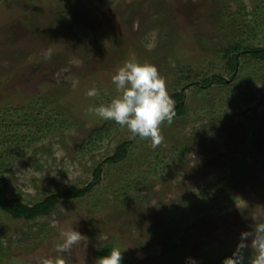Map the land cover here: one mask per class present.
Listing matches in <instances>:
<instances>
[{
    "label": "rangeland",
    "instance_id": "obj_1",
    "mask_svg": "<svg viewBox=\"0 0 264 264\" xmlns=\"http://www.w3.org/2000/svg\"><path fill=\"white\" fill-rule=\"evenodd\" d=\"M150 3L0 0V119L20 121L15 112H24L31 121L9 135L16 142L35 132V116L69 121L60 129L57 120L60 130L34 145L26 138L28 148L6 162L0 175L9 181L8 196L34 205L52 192L87 186L101 168L89 194L61 198L49 217L13 220L0 210L1 264H98L108 246L136 264L213 261L264 222V161L249 149L264 135V62L240 58L230 72L223 59L227 45L249 38L235 19L240 3L161 0L157 10ZM52 27L60 29L46 31ZM100 30L101 42L94 39ZM250 40L246 46L264 47V28ZM131 59L156 66L174 108V93H184L186 113L161 124L156 147L93 111L122 95L112 76ZM214 75L226 83L202 84ZM92 88L98 95L89 97ZM103 124L108 136L94 143L89 133ZM126 141L124 160L107 163ZM207 199L220 209L203 210ZM73 230L82 238L58 251Z\"/></svg>",
    "mask_w": 264,
    "mask_h": 264
},
{
    "label": "trees",
    "instance_id": "obj_2",
    "mask_svg": "<svg viewBox=\"0 0 264 264\" xmlns=\"http://www.w3.org/2000/svg\"><path fill=\"white\" fill-rule=\"evenodd\" d=\"M232 3H240V8L237 11V15L235 13V16H237L238 21L244 22V26L246 29V36L248 39L243 38L242 40L237 39L233 43L227 45L223 49V59L226 60L227 68L230 72H235L238 69V61L240 58L247 59L248 57L253 58L256 62V65H259L260 63L264 62V47H249L246 46L248 44V40H250L252 37L258 36V32L260 31V27L264 28V0H229ZM148 3H150V6L154 10L161 9L162 3L161 0H147ZM156 2V3H155ZM250 2V4H249ZM138 5V4H137ZM242 5V6H241ZM134 11L137 8L136 2L134 3ZM250 6V9H249ZM231 8V7H230ZM133 12V9H130L128 11V15H130ZM231 11L229 13V16L231 17L234 15V13ZM68 15V14H66ZM251 18V21H249ZM248 23V25H247ZM60 29V28H57ZM55 27L47 28L46 31H49L51 33L58 32ZM45 30V29H44ZM44 34V32H42ZM86 33L84 37H86ZM105 37V33L103 31H94V39L101 40ZM251 41V40H250ZM245 64L244 67L241 69L242 71L245 70ZM259 67V66H258ZM184 71H182V77H185ZM211 81H214L215 83L221 85L225 84L226 81L220 76V75H214L212 77H205L202 81V84L208 85ZM194 85H197L195 83ZM198 86V85H197ZM173 98L177 102L176 107L174 108L175 115L174 116H182L186 113V107L182 103L184 99V93L183 92H175L173 95ZM44 100V99H42ZM46 100V99H45ZM60 100V97L54 98L52 101V104H56L57 101ZM21 111H24V109H20ZM16 116H19L20 121L15 119L16 121L10 120V117L7 119V116L2 117L0 119V171L3 170L6 166L7 161H12L13 158H17L19 155H21L28 146L25 145V139L27 138L31 145H34L38 141H41L43 139L42 136H49L52 134L57 133L60 129L65 127L69 121H66L63 119L60 121V119L56 118L55 120H52L53 118H50L47 121H39L36 120V116L33 117V121L37 123L36 131L29 133L25 135V138H17L16 142L12 140V137L9 135V132H15L17 131L16 128H21L22 126H27V124L30 121V117L27 115V113L24 112H15ZM50 117L51 114H49ZM59 120L60 122V129L58 130V127L56 128L54 123ZM16 123V124H13ZM23 123V124H22ZM11 126H15L13 130H10ZM103 126V127H102ZM101 129H92V131L89 133V138L94 141V143L102 141L106 136H108V133L110 130L106 128V126L103 124L101 125ZM57 131V132H56ZM53 132V133H52ZM18 136V135H17ZM264 135L259 134L257 135L255 140L249 141V149L253 152V155H255V161L257 160L260 163H263L264 161ZM131 144L130 141H126L122 144H120L115 154L107 159V163H117L127 156L128 154V147ZM28 145V144H27ZM184 148H180L179 152L182 154V159H185V156L183 154ZM175 153V152H174ZM176 153L178 154V151L176 150ZM144 166L147 165V163H142ZM141 164V165H142ZM100 166H98L94 172V182L88 184L87 186L83 188L79 187H68L63 192H52L48 194L43 200H40L39 202L35 203L34 205H28L24 203L21 199L16 197H9L7 194L9 181L6 177L0 175V210L4 212L5 214L9 215L13 220H24V221H34L39 218H45L49 217L54 209L56 204L59 202L61 198H64L67 201L76 200V199H82L87 194H89L94 187V183L99 180L100 178ZM264 170V167H263ZM208 198V197H206ZM194 200V199H192ZM215 202V201H213ZM213 202H210L208 199L204 202L201 201L200 203L204 206L203 210L214 211L215 209H220V206L222 203L218 202L217 204H214ZM190 203V202H189ZM191 204V203H190ZM214 204V205H213ZM197 207H194V210ZM164 236V235H162ZM155 237V236H154ZM162 238V237H161ZM112 250L111 246L105 247L103 249L99 250L100 257L108 255L110 251ZM234 251H228V253H225L223 257H218L211 261V259L206 260V262H202L200 260H197V264H223V261L226 258H229L232 256ZM252 253L249 250L244 251L245 256V264H249V259L251 257ZM1 264V263H0ZM121 264H136V263H130V262H123L121 261Z\"/></svg>",
    "mask_w": 264,
    "mask_h": 264
},
{
    "label": "clouds",
    "instance_id": "obj_3",
    "mask_svg": "<svg viewBox=\"0 0 264 264\" xmlns=\"http://www.w3.org/2000/svg\"><path fill=\"white\" fill-rule=\"evenodd\" d=\"M112 82L118 90H122V95L106 106L93 109L95 114L126 127L133 137L150 139L153 147L160 145L163 141L160 126L165 121L171 123L175 111L166 82L156 66L131 59L112 76ZM86 94L94 97L98 95V90L92 88ZM81 238L79 232L69 231L65 235V242L58 246V251H66ZM239 240L232 256L226 258L223 264H245L244 251L249 247L252 249L249 264H264V222L256 223L252 230L242 232ZM249 240L250 244L247 243ZM121 261L122 251L114 247L108 255L99 258L98 264H121ZM188 264H197V261L188 258Z\"/></svg>",
    "mask_w": 264,
    "mask_h": 264
}]
</instances>
